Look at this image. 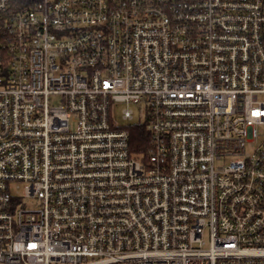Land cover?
I'll list each match as a JSON object with an SVG mask.
<instances>
[{"label": "built area", "instance_id": "built-area-1", "mask_svg": "<svg viewBox=\"0 0 264 264\" xmlns=\"http://www.w3.org/2000/svg\"><path fill=\"white\" fill-rule=\"evenodd\" d=\"M0 264H264V0H0Z\"/></svg>", "mask_w": 264, "mask_h": 264}, {"label": "trees", "instance_id": "trees-1", "mask_svg": "<svg viewBox=\"0 0 264 264\" xmlns=\"http://www.w3.org/2000/svg\"><path fill=\"white\" fill-rule=\"evenodd\" d=\"M149 133L145 126H131V148L136 154L147 157L149 151Z\"/></svg>", "mask_w": 264, "mask_h": 264}, {"label": "rangeland", "instance_id": "rangeland-1", "mask_svg": "<svg viewBox=\"0 0 264 264\" xmlns=\"http://www.w3.org/2000/svg\"><path fill=\"white\" fill-rule=\"evenodd\" d=\"M121 110H122V107H120V108H118L116 110V116L119 118L120 121H122V119H121ZM140 119H141V115L139 113L138 108H136L134 123H138ZM128 123H125V124H128ZM26 203L28 204V206H35L36 203H37V200L36 199H33V200H31V202L29 201V202H26Z\"/></svg>", "mask_w": 264, "mask_h": 264}]
</instances>
